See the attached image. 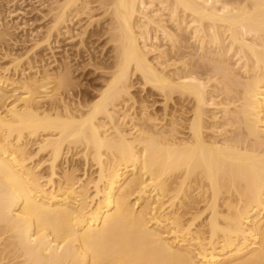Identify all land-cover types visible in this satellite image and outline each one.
<instances>
[{
	"label": "bare ground",
	"instance_id": "6f19581e",
	"mask_svg": "<svg viewBox=\"0 0 264 264\" xmlns=\"http://www.w3.org/2000/svg\"><path fill=\"white\" fill-rule=\"evenodd\" d=\"M92 2L113 62L74 113L60 95L67 68H26L54 33L72 39ZM49 11L0 65V264H264V0H50ZM135 73L163 96L164 125L131 96ZM71 153L80 175L60 162Z\"/></svg>",
	"mask_w": 264,
	"mask_h": 264
},
{
	"label": "rangeland",
	"instance_id": "374dc122",
	"mask_svg": "<svg viewBox=\"0 0 264 264\" xmlns=\"http://www.w3.org/2000/svg\"><path fill=\"white\" fill-rule=\"evenodd\" d=\"M91 5L94 9L92 10L91 15H88L90 13H83L73 18L75 24L72 27V39L69 38L68 34L62 33L63 35H57L54 33L51 38L50 48L40 46L32 52L30 51L29 55L32 60L30 62L31 68L27 66V68L25 67L26 72L28 73L41 69L40 65H46V68L50 71L67 68L70 77L73 79V85H69L68 89L62 91L60 95H62L64 100L68 102L71 106L70 109L75 111L74 113H77L78 109L83 110V108H78V106L80 107L79 103L81 104V107H84V103L87 104V102L89 103L92 99L97 97L96 95L99 94V91L103 89L102 87H104L107 79H109L111 63L113 62L112 43L108 41V35L105 34V27L109 21L108 16H106V14L103 15V8L99 9L100 7L98 8L95 2H92ZM49 9L50 0H0V25L8 28L7 35L5 36L6 41H1L2 45L0 44V65L3 66L9 63L8 57L3 53H9L12 55V53L18 54L24 52L26 47L33 41L32 39H34L37 31L44 32L49 23L48 21H50ZM92 16L93 21L89 23L91 19L89 17ZM33 52L36 54L37 62L33 61ZM18 74L16 73L14 77L21 76L20 72ZM140 80L139 75L136 73L131 76V82L133 85L130 89V94L133 99L135 98L137 101L142 99L145 100L146 105L149 106L148 109L151 112H153V110L154 112L157 111L158 114H156L158 118L156 124L158 123V127H160L161 125H164V122H168L169 120L167 119L170 117V114L167 115V117L164 116V98L160 93L153 91L149 86H144L143 83H140L142 82ZM176 99L177 97H174L172 101H176ZM132 101L133 100L126 102V104L123 105V108H127V110H129L128 112L133 115V113L136 114V112L139 111V108L137 103H133ZM42 103L47 104L49 102L44 100ZM172 104L173 103L168 101L167 107L169 106L168 108L171 109L173 106ZM60 105L61 104L59 103L56 107H61L59 110H62L63 105ZM168 108H166V113L170 111ZM135 110L137 111L134 112ZM162 113L164 116L163 120H161V117H163ZM183 115L189 116V113ZM159 116H161V119ZM178 121L179 123H184L183 120ZM36 159H38V157ZM80 159L81 158H78L77 155H72L71 153V155H67L66 159H61L60 162L63 163V166L67 169L71 168V165H76L80 168L77 172L80 175L83 171L81 167H85ZM81 162L84 166H82ZM43 167H45V163L43 164ZM43 167L41 165L38 171H40L41 174L44 172V175L45 168ZM92 170L93 167L89 168L88 172Z\"/></svg>",
	"mask_w": 264,
	"mask_h": 264
}]
</instances>
